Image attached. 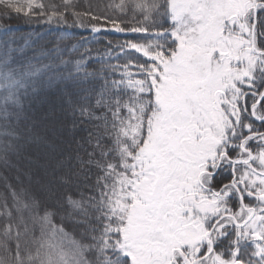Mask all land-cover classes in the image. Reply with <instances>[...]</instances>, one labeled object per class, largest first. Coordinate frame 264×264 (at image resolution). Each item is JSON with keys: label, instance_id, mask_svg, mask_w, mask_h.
I'll use <instances>...</instances> for the list:
<instances>
[{"label": "snow or ice", "instance_id": "1", "mask_svg": "<svg viewBox=\"0 0 264 264\" xmlns=\"http://www.w3.org/2000/svg\"><path fill=\"white\" fill-rule=\"evenodd\" d=\"M0 6L135 37L0 24V264H264V0Z\"/></svg>", "mask_w": 264, "mask_h": 264}, {"label": "trees", "instance_id": "2", "mask_svg": "<svg viewBox=\"0 0 264 264\" xmlns=\"http://www.w3.org/2000/svg\"><path fill=\"white\" fill-rule=\"evenodd\" d=\"M50 3L60 4L61 0H50ZM78 5L76 8L77 11H86V5L91 4L93 6V12L96 15H105L111 14V11L106 7L109 3V0H74ZM4 11L3 6H0V12ZM68 24H57L56 22L46 23L44 18L32 19L30 22H27L23 15L13 16L12 19H3L0 20V24L11 25L16 36L19 38V43H23L24 38L28 36L29 33H43L45 40L55 42L57 38L61 36H66L67 39L64 43L69 45L76 44L81 38L92 39L96 37L98 42L88 43L85 47L92 49V56L95 58L97 56V50L99 54H103L105 47H107V41L111 40L112 43V59L108 60V63L111 64H122L124 63L123 55L121 58L115 59L117 53H119V48L115 45L117 42H123L127 39H134L135 37L131 34H122L117 33L114 30L110 29V26L105 25L100 33H92L90 28L81 29L77 25H73V17L68 16ZM90 23L89 21H85ZM102 23V22H101ZM83 51V48L81 49ZM119 78L117 75L114 77ZM2 189V186H0Z\"/></svg>", "mask_w": 264, "mask_h": 264}, {"label": "rangeland", "instance_id": "3", "mask_svg": "<svg viewBox=\"0 0 264 264\" xmlns=\"http://www.w3.org/2000/svg\"><path fill=\"white\" fill-rule=\"evenodd\" d=\"M49 1H50V0H45V3H50Z\"/></svg>", "mask_w": 264, "mask_h": 264}]
</instances>
